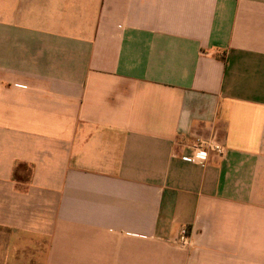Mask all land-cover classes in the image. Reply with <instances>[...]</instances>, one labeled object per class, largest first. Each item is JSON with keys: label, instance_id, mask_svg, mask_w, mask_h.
Masks as SVG:
<instances>
[{"label": "crops", "instance_id": "obj_1", "mask_svg": "<svg viewBox=\"0 0 264 264\" xmlns=\"http://www.w3.org/2000/svg\"><path fill=\"white\" fill-rule=\"evenodd\" d=\"M0 264H264V0H0Z\"/></svg>", "mask_w": 264, "mask_h": 264}, {"label": "built area", "instance_id": "obj_2", "mask_svg": "<svg viewBox=\"0 0 264 264\" xmlns=\"http://www.w3.org/2000/svg\"><path fill=\"white\" fill-rule=\"evenodd\" d=\"M213 152L218 155L224 153V147L213 140L196 139L191 145V155L186 160L205 166L208 161L209 154ZM193 230L190 226H182L174 240L179 248H187L192 244Z\"/></svg>", "mask_w": 264, "mask_h": 264}]
</instances>
